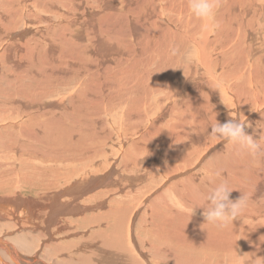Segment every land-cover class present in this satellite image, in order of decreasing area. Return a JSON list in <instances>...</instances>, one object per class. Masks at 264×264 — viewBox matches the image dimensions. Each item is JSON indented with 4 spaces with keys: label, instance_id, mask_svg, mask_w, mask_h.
Instances as JSON below:
<instances>
[{
    "label": "bare ground",
    "instance_id": "6f19581e",
    "mask_svg": "<svg viewBox=\"0 0 264 264\" xmlns=\"http://www.w3.org/2000/svg\"><path fill=\"white\" fill-rule=\"evenodd\" d=\"M208 133L215 142L190 152V163L188 140ZM133 134L152 142L135 163L146 176L166 156L190 163L186 180L168 185L173 205L154 200L139 215L152 194L135 208L125 193L104 201L123 189L113 163L93 177L99 168L83 161ZM7 164L50 197L38 204L47 218L36 215L33 202L9 194L18 182L0 176L9 194L0 233L20 218V234H0V264H152L161 255L164 264H264V0H0V171ZM77 174L82 194L73 193ZM188 182L197 193L183 196ZM177 205L232 220L212 221L194 240ZM51 214L55 222L36 223ZM62 236L65 246L55 245Z\"/></svg>",
    "mask_w": 264,
    "mask_h": 264
},
{
    "label": "rangeland",
    "instance_id": "374dc122",
    "mask_svg": "<svg viewBox=\"0 0 264 264\" xmlns=\"http://www.w3.org/2000/svg\"><path fill=\"white\" fill-rule=\"evenodd\" d=\"M195 125V124H194ZM195 128V127H194ZM194 128H193V125H192V128H191V134L193 135V132H194V135L192 136V137H194V136H196L197 135V131H195L194 130ZM199 131V130H198ZM204 135H206V136H204ZM211 135L212 134H210V133H208V134H202L201 135V137L199 138H196L195 140H188L189 141V148L187 147V149L186 150H184L183 151V154H182V156L183 157H189V159H190V163H192L193 162V159L196 157V156H198L201 152H203L204 151V149H206L207 147H209L211 144H212V142H215V137H211ZM126 136H128V138L126 137ZM126 136H121V137H118L115 141H116V143H117V145H116V143L114 144V142L115 141H112L111 143H110V145H108L107 146V151H105L104 149H106V147L105 146H102L101 147V150H99V152H97L91 159H85L83 162H85L86 164H88V163H90V164H92V168L91 167H89V168H91V169H97V168H99V171H97V172H95L96 174H92V176L93 177H96L97 175L98 176H100V175H102L103 173L101 172L102 170H103V172H104V169H105V167L107 166V165H109V163H113V165L114 166H112V167H114V172H113V174L111 175V178L112 177H114V175L117 177V178H115V179H117V184L115 185V188H117V187H119V186H122L121 188H123V189H121V191L119 192V193H112V194H110L109 195V198L107 199V198H104V201H109L110 199H113V198H115V197H117V198H125L124 200L126 201V203H125V201L123 200V203H125L126 205H128V206H130L131 208H135V206L137 207L138 205H141L142 206V204L143 203H141L142 201H143V198H144V195H145V193H146V196L145 197H147V196H150L151 194V197H150V199L148 200L149 202H147L146 203V205L145 206H143L142 207V209L140 210V213H139V215H141L142 213H143V211L144 212H146V210H147V208H148V205L150 204V202H152V201H154V200H156V202H157V204H158V200H162V201H160L162 204L161 205H163V206H168L169 204H170V206H171V204L173 205V201H174V199H175V195H174V193L171 191V183H174V182H178V181H183V180H186V179H184V177H181V175L183 176V173L185 174V175H187V173L185 172L186 170H188L189 168H191V167H189V168H187V169H185L186 168V166H189V162H186L185 163V161H184V159L182 160L181 158H176L174 161H173V159H171L169 156H166V159H165V161H164V163H163V165H159V167L157 168V171H156V173L154 174V176H153V174L152 173H149L147 176H146V174H147V172H144L143 171V168L141 167V166H139V165H137V164H135L136 162H137V160H140V157H141V159H144V157H146V156H148L147 154H146V150L145 149H141V148H143V146H144V144L145 145H147V143H148V145L150 146L151 144H152V142L150 141V140H146V139H143V138H141L140 136H139V134H133V135H131V136H129V135H126ZM132 136H134V137H132ZM123 137H124V139H123ZM130 137V138H129ZM137 137V138H136ZM207 137V138H206ZM114 138V137H113ZM112 138V139H113ZM126 138V139H125ZM139 138V139H138ZM205 138V139H204ZM142 139V140H141ZM207 139H209V140H207ZM119 142H118V141ZM134 140H140L141 142H139L137 145H131V143L130 142H132V141H134ZM125 141V142H124ZM201 141V142H200ZM210 142V143H209ZM119 143V144H118ZM124 145H123V144ZM127 143V144H126ZM129 143V144H128ZM188 143V142H187ZM192 143V144H191ZM126 144V145H125ZM113 145V146H112ZM119 145L121 146V145H123L122 147H120L119 149H118V147H119ZM130 145V146H129ZM191 145V146H190ZM193 145H195V146H199V147H194ZM117 146V147H116ZM135 146H136V149H133V152H131L132 151V148H130V147H133V148H135ZM110 147V148H109ZM125 147V148H124ZM129 147V148H128ZM138 148H140V149H138ZM120 151H118V150ZM124 149H125V151H124ZM131 149V150H130ZM104 150V151H103ZM129 150V151H128ZM117 153H116V152ZM135 151V152H134ZM136 151L138 152V153H136ZM139 151L141 152V153H139ZM145 151V152H144ZM103 152H105V153H103ZM115 152V153H114ZM157 152V151H156ZM192 153V155H193V159H192V157H191V153ZM113 155V158L111 157V154ZM129 153H131V155L129 154ZM133 153V154H132ZM136 153V154H135ZM98 154V155H97ZM115 154H116V156H115ZM119 154H122V155H119ZM100 155V156H99ZM108 155H110V157L108 156ZM117 155H119L118 157H117ZM124 155V156H123ZM136 155V156H135ZM137 155H138V158H137ZM99 156V157H98ZM103 156V157H102ZM121 156V157H120ZM132 156H134L133 158H132ZM102 157V158H101ZM114 157H117L116 159L117 160H115L114 159ZM123 157V158H122ZM126 157V158H125ZM128 157H130V159L128 158ZM136 157V158H135ZM122 158V159H121ZM125 158V160L123 161V159ZM98 159V160H97ZM100 159V160H99ZM111 159V160H110ZM119 159H120V161H119ZM127 159H129L130 161H128ZM137 159V160H136ZM97 160V161H96ZM108 160H109V162H108ZM112 160H113V162H112ZM121 160L124 162H122V163H120L121 162ZM172 160V161H171ZM180 160V161H179ZM179 161V162H178ZM96 162V163H95ZM108 162V164H105V163H107ZM128 162H129V164H128ZM131 162H133V165H132V163ZM167 162V163H166ZM173 162V163H172ZM99 163V164H98ZM126 163V164H125ZM131 163V164H130ZM167 165H169V166H167ZM180 163H181V165H180ZM183 163V164H182ZM116 164V165H115ZM120 164H122V165H120ZM124 164H125V166L127 165V167H129V168H127V170H129V171H127L126 172V167H124ZM135 164V165H134ZM7 165H10V164H7ZM5 166L4 167V170H2V171H0V176L1 175H3V174H5L6 172H7V178H13L14 179V181H15V183H17L18 182V178H16L13 174H11V173H9L8 171H9V168L11 167V165L10 166ZM95 165V166H94ZM132 165V166H131ZM174 165V166H173ZM183 165V166H182ZM78 166V165H77ZM85 166V165H84ZM116 166V167H115ZM134 166V167H133ZM137 166V167H136ZM161 166V167H160ZM166 166V167H165ZM86 167V166H85ZM103 167V168H102ZM124 167V168H123ZM134 168V170H136V168H137V170L139 171V173L137 172V173H135L134 171H133V168ZM139 167V168H138ZM173 167V168H172ZM176 167V168H175ZM161 168H162V171H161ZM166 170H165V169ZM185 170H184V169ZM100 169H102V170H100ZM121 169H123V170H121ZM160 169V170H159ZM169 169H171V170H169ZM98 170V169H97ZM141 170V171H140ZM163 170H165V171H163ZM124 171L128 174V172L131 174V176H133V177H129V175H127L126 173H124ZM133 171V172H132ZM167 171V172H166ZM171 172V173H169V172ZM118 172V176L119 177H121L122 178V180H120L121 178H119L117 175H116V173ZM174 172H175V174H174ZM180 172V173H179ZM122 173H124L126 176H128V177H126L127 178V180H128V178L130 179V178H134L133 180L132 179H130V180H132V183H133V186H132V183H130L129 181H127L126 180V178H125V180H124V177H125V175L124 174H122ZM133 173H135L136 174V176L137 177H134L135 175L133 174ZM157 173L160 175V176H158L157 175ZM161 173V174H160ZM162 173L163 174H165V175H162ZM182 173V174H181ZM140 174V175H139ZM171 174V175H170ZM178 174V175H177ZM96 175V176H95ZM121 175H123V176H121ZM139 175V176H138ZM156 175V176H155ZM163 177H162V176ZM172 175H174V176H179L177 179H173V180H171L169 177L170 176H172ZM184 175V176H185ZM196 175V174H195ZM91 176V177H92ZM106 176H108V175H106ZM145 176H146V178H145ZM152 176H153V178H152ZM169 176V177H168ZM74 177H76L75 179V181H73V182H77V186L74 188V190H73V193H75V194H82L81 192H82V188H79V182L77 181V180H80V179H82V178H84V177H86L85 176V174H82L81 176L80 175H75ZM78 177H80V178H78ZM139 177V178H138ZM141 177V178H140ZM169 179H168V178ZM173 177V176H172ZM119 178V179H118ZM161 178V179H160ZM166 178V179H165ZM202 178V177H201ZM119 180V181H118ZM158 180V181H157ZM171 180V181H170ZM17 181V182H16ZM146 181H147V183H146ZM72 182V183H73ZM126 182H128V183H130V185L127 183V185L125 184ZM145 182V183H144ZM156 182V183H155ZM158 182H160V183H158ZM165 182V183H164ZM169 182V183H168ZM171 182V183H170ZM134 183H136L135 185H134ZM141 183V184H140ZM162 183V184H161ZM18 184L19 185H16L17 187L13 190V191H11L9 194H12V195H15V198H16V200H20V198L22 199V200H29L31 203L33 202V204L34 205H36V207H38L39 205L38 204H42V202H43V199H47V198H49V197H44L43 195H36V192H38L39 193V191L38 190H40V189H36L35 187L34 188H30L29 186H27V183H19L18 182ZM26 184V185H25ZM103 184H101V186H102ZM143 185H145V187L147 188V189H145V187L143 186ZM167 185V186H166ZM170 187H169V186ZM201 185H202V183H201ZM21 186V187H20ZM124 186V187H123ZM130 186V187H129ZM136 186V187H135ZM182 186H184V185H182ZM190 186V187H189ZM134 187V188H133ZM139 187V189H141L142 190V192L141 191H139L138 192V190L139 189H137ZM144 187V188H143ZM159 187V188H158ZM167 187H168V189H167ZM179 187H181V186H179ZM192 186L189 184V182L187 183V186L185 185V187H181V194L184 196L185 194L187 195V193H189V194H195V193H197V188L196 187H192ZM125 188V189H124ZM184 188L185 189H187V192H185V190H184ZM195 189V192H194V189ZM33 189V190H32ZM149 189V190H148ZM157 189V190H156ZM160 189V190H159ZM162 189V190H161ZM132 190V191H131ZM134 190V191H133ZM184 190V191H183ZM99 191H101V189L99 190ZM131 191V192H130ZM149 193H148V192ZM192 191V192H191ZM95 192V191H94ZM133 192V193H132ZM135 192V193H134ZM141 192V193H140ZM169 192H171L172 193V196H170L171 194L169 193ZM34 193V194H33ZM40 193H43L41 190H40ZM123 193H125L126 194V196L123 194ZM153 193H154V195H153ZM158 195H157V194ZM9 194H5V192H1L0 191V198H4V196H6V195H9ZM131 194V195H130ZM147 194H150V195H147ZM162 194V199H159V196ZM130 195V196H129ZM125 196V197H124ZM133 196V197H132ZM156 196V197H155ZM131 197V198H130ZM155 197V198H154ZM174 197V199H172V198ZM67 197H65L63 200H62V202H65V199H66ZM134 198V199H133ZM165 198V199H164ZM142 199V200H141ZM24 201H23V204H20V208H21V210H25L26 211V206H25V203H24ZM141 201V202H140ZM167 201V202H166ZM38 202V203H37ZM128 202V203H127ZM133 202V203H132ZM164 202H166V203H164ZM171 202V203H170ZM131 203V204H130ZM141 203V204H140ZM33 205V209H35L34 211H35V214L36 215H40V216H42V214L41 213H43L44 214V216L46 217V215H45V213L43 212V210H39V207L38 208H36L35 206ZM135 205V206H134ZM175 205V204H174ZM92 205H91V203H89L88 205H86V207H91ZM178 207H179V205H177ZM35 207V208H34ZM158 207V206H157ZM178 207H177V209H178ZM238 209H241L242 208V204H238ZM179 208H182V209H178L179 210V213H183V214H185V213H187V215L191 218L190 219V221L192 222H190L189 221V228H192V230L194 231L193 233H194V235H193V233H191V235H189V237L191 238V239H194V240H197V238L199 237L198 235H201V234H198L197 233V231H201V230H204L203 228H206V226L207 225H209V224H213L212 223V221H214V222H224V221H227V222H230L232 219H230L229 217H226V216H224V215H214V214H206V212H204V214H203V216H202V213H203V211H201V210H198V212L196 213L195 211H197V210H194V212L193 211H191L192 212V215H191V212H190V210H193V209H186V208H184L182 205H181V207H179ZM149 209V208H148ZM185 209V210H184ZM15 210H16V207H14L13 208V211L12 212H15ZM20 210V211H21ZM38 210V211H37ZM40 211V212H39ZM42 211V212H41ZM149 211H150V209H149ZM40 214H39V213ZM201 212V213H200ZM85 213V212H84ZM83 213V214H84ZM190 213V214H189ZM199 213V214H198ZM82 214V215H83ZM210 215V216H209ZM66 216V217H65ZM212 216V217H211ZM214 216V217H213ZM221 216V217H220ZM63 218L65 217V218H77L76 216H71V215H63L62 216ZM47 218V217H46ZM203 218V219H202ZM18 219H20V218H18ZM17 219V222L16 223H14V222H12V221H10V220H5V221H3V222H1V223H4V222H8V223H10L11 224V226H12V228L11 229H9V230H7V231H1V233L0 234H3V233H10V235L13 233V232H15V231H17V233L18 234H20V228H19V220ZM51 219H53L52 220V222H50L51 221ZM54 219H56L54 216H53V214H51V217H50V219H48V221L47 222H45V221H43V219H35L36 220V223L39 225V226H41V227H46L47 225H50L51 223H53V222H55V220ZM193 219V220H192ZM195 219V220H194ZM202 219V220H201ZM227 219V220H226ZM229 220V221H228ZM38 221V222H37ZM43 221V222H42ZM174 221V220H173ZM172 221V222H173ZM177 224V222L175 221L173 224ZM42 224V225H41ZM191 225V226H190ZM204 227H203V226ZM54 228H56V226L53 224V225H51L50 227H49V230H52V229H54ZM19 229V230H18ZM196 231H195V230ZM199 229V230H198ZM87 231H89V229L87 230ZM137 232H138V229H136L135 230V241L136 242H142L143 241V237H142V235L139 233V235L137 234ZM58 236H61V235H58ZM64 238V236H62L61 237V239L59 238L58 239V242H56V241H54L55 242V245H62V246H65V243H66V241L67 240H64L63 239ZM53 241H51V243H52ZM153 243V245L156 243V245H158V247L163 243V242H158L157 240H153L152 241ZM155 242V243H154ZM50 242H47L46 244L47 245H49V244H51ZM167 244H165V242L161 245L162 247H160V248H162V249H164V248H168V246L167 245H169V243L168 242H166ZM45 244V245H46ZM45 245H42L41 246V248L43 247H45ZM98 245H100V243L98 244ZM155 245V246H156ZM170 245H171V243H170ZM167 246V247H166ZM141 247L142 248H144L145 249V251L146 252H152V249H150V248H148L149 246L148 245H146V244H142L141 245ZM146 247V248H145ZM170 247V246H169ZM172 247H173V244H172ZM150 249V250H149ZM51 254H52V252H50L48 255H47V257H49V256H51ZM39 255H40V253H39ZM220 257H222L223 258V256H221V255H219ZM153 258H155L154 259V261L152 260ZM157 258V259H156ZM152 259H151V261H152V264H164V262L163 261H166V258L164 257V255H161V256H159V257H152Z\"/></svg>",
    "mask_w": 264,
    "mask_h": 264
}]
</instances>
